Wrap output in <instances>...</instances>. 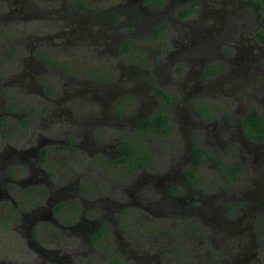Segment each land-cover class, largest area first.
Segmentation results:
<instances>
[{"label": "flooded vegetation", "instance_id": "af4514ba", "mask_svg": "<svg viewBox=\"0 0 264 264\" xmlns=\"http://www.w3.org/2000/svg\"><path fill=\"white\" fill-rule=\"evenodd\" d=\"M55 1L50 0V2L44 5L47 8L43 10L35 8V13L29 14L30 16L28 17H23L24 20H41L54 14L58 16L59 12L62 13L63 11L65 13L74 12L77 15L83 14L85 15L84 18L76 17V19H73L70 17L69 21H74L75 24L72 25L71 22L69 24L64 23V27L68 28L64 29L61 35L68 34L72 36V39L82 40V42L88 41V38H90V43H93L103 33L111 35L112 30H125L126 34L124 32L123 34H115L117 36L115 43L117 50L116 48L114 49V54L120 53L122 50H129L130 41L126 38L133 37L141 28L143 23L140 20V16L143 14V11L155 10V13H157L161 11V5L164 4V0H145L146 3L139 1L137 8L141 11L138 13L136 9H133L134 5L130 0H121L119 4L108 6L107 9L99 11H95L88 0H62L58 7L52 5V2ZM236 1L238 4L236 2L231 4V10L228 13L224 10L223 6L229 4L230 1H223L220 5H216V2L215 4L214 2H210L213 4V7L216 6L219 9L221 15L210 18L211 25L206 30H203L200 33L201 35H197L196 38L191 35L190 41L186 46L182 45L181 49L177 50L182 42L188 39V35L184 33V26L181 24L182 36L177 35L175 38L172 37L170 39L173 51L169 53L167 59L171 60L173 57L180 58L179 54L181 51H184V54L187 55L189 53L190 56L208 52L214 42H219L220 38L226 40L235 38L234 44H237L243 40H247L249 34H251L258 42L264 44V33L262 30V26H264V0ZM176 2L180 4L188 2L187 7L178 11L177 18L179 19L188 16L191 12L190 9L201 5L204 0H176ZM80 3L83 4V7H80ZM27 4V0H0V8L2 6L7 7V14L9 16L5 17L6 20L14 13L28 9ZM245 7H249L254 12L253 22L247 21L246 17H243V20L248 23L249 28L245 22L239 23V18L242 19L244 15L242 11L237 12V10ZM112 9L114 11H111ZM163 14L164 11H161L159 13L160 17L157 20H165L167 26L153 30L151 40H157L158 35L162 31H166L169 25H175L176 23L175 19L168 21L166 19L167 16L164 17ZM225 14H228L227 18L224 17ZM11 19L14 18L11 17ZM63 19L65 21L68 20L66 17H63ZM120 19L122 20L120 21ZM206 19L200 22L204 23ZM257 22L259 25H257L256 29L251 28L252 24ZM129 23L131 26L128 25ZM47 25L49 24L45 26ZM114 26L116 27L114 28ZM84 29H86V33L83 34L81 31ZM238 30H240V33L236 37ZM33 33V31H30L25 36L26 42L19 44L21 47L25 45L29 53H33L34 47L37 50V47L40 45V43L38 44L37 36L33 35ZM12 35L10 31H0L1 41L13 43ZM58 36L60 35L57 31L51 34V37ZM110 37L107 39H110ZM110 42H113L112 37ZM14 44L17 43L15 42ZM29 44H33L34 46L31 47ZM36 50L32 56L34 57L32 62L24 58V63L28 65L26 70L19 73H11L6 79L4 77L0 78V97L4 100L3 104H0V138L6 141L0 149V214L2 213L0 225L4 228L17 231L25 238L27 247L25 249V256L20 257V262L6 255L8 257L0 258V264H47V262H54L56 264H84L82 259L79 262L77 258L75 259V255L67 251L70 248L68 243H70V240L75 239V236L78 237V241L82 247L86 246L92 252L91 255L96 254L100 249V245L114 244L113 247L116 246V249L123 254L122 259L124 260V264H169L168 260L162 261L159 258V250L156 253H150L154 248V242L149 243L147 236L139 233L131 226L129 218L135 208L142 212L144 217L149 219L176 214L183 216L188 230L187 234H190L197 240L199 254L205 257V263L207 264H264V220L257 224L253 222L250 226H245L247 228L236 226V222H239V219L248 217L255 210H258L260 213L262 212L264 216V191L260 197L249 195V198L244 196L242 197L244 201H240L238 197H235L237 194L233 192L239 186L237 181L239 170L236 168L237 166H231L225 168L224 173L222 172L223 175L218 170L222 182H227V184L220 185L217 192H213L214 194L205 196L210 189L205 178L197 174V172L207 161L208 151L206 145L209 144L211 135H209L210 133L207 129L208 124L202 122L204 120L211 121L210 116L201 115L200 112L197 113L193 109L199 123L197 124V130L199 131H195L191 127L183 129L181 126L176 127L173 124L174 112L164 111L169 116L168 134L155 131V129L146 131L144 124L152 116L156 115L163 105L167 106L172 99L174 100L173 96L165 88L153 86L151 87L153 92L146 96V98H143V101H139L146 111L143 110L136 115L127 116L128 114H123L126 110H123L122 107V100H126V97H115L118 95L116 91L121 89L120 84L115 83L118 84V87L114 84L103 86L100 90L103 94L97 95L99 98L107 99V103L110 106H105L106 109L108 107L113 108L114 113L112 115H109L108 110H106L105 113L100 112L102 114L97 115V120H95L88 117L92 116V113L83 107L78 108L75 117L72 115L65 117L59 109L41 108L42 117L39 119L36 113L30 114L29 109L16 110L15 106L6 104L5 97L16 90L14 88L15 80L20 83L19 85L30 83L29 90L33 87L39 88L37 92L46 102L50 100L48 94L52 91V88L50 85L43 84L44 79H46L45 76L47 79H50L57 75L56 73L58 72L56 70L59 69L61 70L60 75L65 78V81L61 84L62 92H64L63 99L67 97L74 98L76 94H83L84 92L89 94L93 90L90 88L74 89L72 87L74 81L71 71L67 72L64 67L65 65L61 64L56 67L54 61L47 60L45 56L49 52L41 53V55ZM10 52L14 55L10 62L15 60V57L21 58V56L16 55L20 52L19 48H15L12 44H5L4 46L0 44V69L2 65H5L1 54L6 56ZM36 61L40 64H37ZM29 62H31L32 66L36 65V68L33 69L29 65ZM43 64L48 66V68L43 67ZM37 68H42V71H38ZM256 71H258V68ZM39 73L41 76H37ZM124 74L130 80H133L137 76L131 70L124 72ZM190 75L189 80H195L194 75ZM98 76L92 77V81L97 84H105L110 79L105 73ZM27 78L30 82L25 83L23 80ZM163 78H160L159 74H157L155 79L157 84L160 81L168 84L170 78L169 72L164 71ZM186 81L184 80L182 83L183 89L185 88ZM36 82L40 83L39 86H36ZM5 86L8 90H4ZM142 90L143 87L140 85L136 90L138 92L133 91L139 95L143 92ZM158 90H162L164 93L161 94ZM193 92L195 90L192 86L186 92V98ZM53 97L51 98L55 104H58L59 99L56 100ZM252 108L254 107H249L238 115L236 127L238 133L243 137L242 147L248 150L247 143L251 142L254 144L252 146L254 149H251L253 153H256L259 145L264 144V138H252L240 124L241 119ZM199 109L201 113L205 111L203 107ZM256 111L264 121L263 115L257 109ZM227 116L226 114L220 116L225 123L223 128H218L216 126L217 122L213 124L215 128L214 135L217 140L221 139V141H224L222 138L231 127V124L226 121ZM17 117L20 118L18 123L23 124L19 126L20 130H5L4 128L8 120ZM66 118L71 119L64 125L63 120ZM181 118L185 119L184 116ZM106 121H108V126L118 129L119 133L117 131L113 134L105 131L96 133L95 127L101 123H106ZM36 123L38 126H34L31 129V124ZM69 124L77 126L78 130L74 127L66 128ZM25 125H28L31 132L29 138L23 137L26 130H28L27 128L24 129ZM126 125L130 128L124 129ZM174 128H176L179 135L181 132L184 138H188L190 133L203 135L198 137L196 142L194 139L188 141L182 152V160L170 161L174 162V169L171 168L172 166L168 168L167 165H163L161 171L158 169L161 175V184L159 186L157 183L154 185L152 179H142L141 177L143 176L138 179V175L135 178L136 180L127 187H124L122 183L116 184L110 179L107 180L105 178V183L109 181L108 187H111V194L117 198L112 197L111 202L108 196H103V194L97 195L94 174L96 170H101V173H104L103 176L106 173L108 174V170L112 169L111 167L113 166H121L128 173H133L134 171L140 173L144 171L148 160L151 159L152 145L156 144L158 146V141L168 137L174 131ZM147 133L157 136L151 140L152 144L147 140H143ZM232 134L233 132L230 130L229 135H227L228 140L232 137ZM11 138L18 139L17 142L20 148L17 149L9 144V139ZM122 141L133 146L141 142L147 144L148 158L146 163L140 166L133 165L132 167H128V163L123 161L127 158L120 149ZM224 143L221 145L223 151L225 150L223 148ZM197 146L201 148L200 153L203 160L194 167L192 152ZM80 149L86 152L87 159L81 155L84 152ZM228 151L233 154L231 148ZM135 153V151L131 152L133 160H136L135 156L137 155ZM163 157L164 155H160L158 159L160 164H162L161 159ZM262 158V154L261 157L258 156V160H262ZM218 163L215 162L214 164L218 165ZM212 164L210 165L211 167ZM190 169L193 171L188 174ZM252 172L250 185L253 186V189L257 187V189L261 188L264 190V168L263 170H256L255 168ZM163 181L165 182L163 183ZM149 184L156 187L160 192L159 197L155 200L147 197L142 198L139 193L142 187ZM209 184L212 185V181ZM218 202L223 204L227 202L229 207H223L225 208V213L235 208L232 211V218L224 216L221 217L222 222L218 221L220 217L219 211L214 206V203ZM245 207H247L246 210L243 209ZM196 220L201 222L202 225H196ZM197 228H200L198 236L196 235ZM248 228L252 230V237L249 243L239 246L237 253H231L229 247L231 246L230 240L232 236L240 235ZM156 233L158 234L157 231ZM161 233L166 235L165 231ZM139 237H143L147 241H139ZM155 240H157V237ZM166 242H169V240ZM143 244H146L148 247L142 246ZM162 244H165V241L162 240ZM219 249L222 250L221 253L226 254V257L224 260H213V257L216 255L215 252ZM102 251L105 264H119V259L114 255L113 248L108 246L107 248H103ZM83 255L84 252L81 257ZM197 258L192 257V263ZM179 259L180 256H178L177 262H179Z\"/></svg>", "mask_w": 264, "mask_h": 264}, {"label": "rangeland", "instance_id": "374dc122", "mask_svg": "<svg viewBox=\"0 0 264 264\" xmlns=\"http://www.w3.org/2000/svg\"><path fill=\"white\" fill-rule=\"evenodd\" d=\"M61 1L62 0H56L55 2H52V5L58 7L60 6ZM88 1L91 3V7L94 8L95 11H99L107 9L108 6H115L116 4H119L121 0ZM130 1L133 2V9H136L138 13L141 11L137 8L139 1L146 3L145 0ZM223 1H230L229 4L223 6L227 13L231 10V4L235 2L238 4L236 0H204L201 5L192 7L188 16L178 19V11L187 7L188 2L180 4L177 3L176 0H164V4L161 5L160 10L164 11L163 15L164 17L167 16L166 19L168 21L175 19V25H169L166 31H162V33L158 35L157 40H151L152 31L160 27H166L167 23L165 20H157V18L160 17L159 13L161 11H158L157 13H155V10L143 11V14L140 16V20L143 23L141 28L133 37L126 36L128 37L126 39L130 41L129 44L131 47L129 46L128 51L122 50L117 54H114L117 38L115 34H123V32L126 34L125 30H112L111 35L103 33L100 37L96 38L93 43H90V38H88V41L82 42V40L72 39V36L68 34L61 35V32L68 28L66 26L64 27V23L69 24L71 22L69 21L70 17L73 19H76V17L84 18L85 15L83 14L77 15L74 12L65 13L63 11L62 13L59 12L58 16L54 14L41 20H24L23 17H28L30 16L29 14L35 13V8L43 10L44 8H47L44 5L50 2V0H27L28 9L21 10L19 13H14L10 15L8 20H6L5 17L9 16L7 14V7L5 8L2 6L0 8V31H10V33L14 35H12L14 41L13 43H7L6 41H1L0 37V44L3 46L5 44H12L15 48H19L20 52L16 55L21 56V58L18 59L15 57V60L10 62L14 57L13 53H7L6 56L1 54V58L4 59L5 65L1 66L0 78L4 77L6 79L11 73H19L26 70V67L28 68L27 63H24V58L32 62V59L34 58L32 56L35 54L34 52L36 49L34 47V52L29 53L25 45L21 47L19 44H24L26 42L25 36H27L30 31H33V35H36L38 38V44L40 43L36 51L40 54L49 52L47 56H43L49 61H54L56 67L61 64L65 65L64 67L66 71L69 72L70 70L73 74L72 78L74 83L72 84V87H74V89L90 88L93 90V92L89 94L84 92L83 94H76L74 98L67 97L63 99L64 92H62L61 84L65 81V78L60 75L61 70L59 69L56 70L58 72L56 73L57 75L50 79H47L45 76L46 79H44L43 84L50 85L52 88V91L48 94V97L50 98L49 101L46 102L45 99L40 96L37 92L39 88L33 87L29 90L30 83L27 82H30V80L27 78L23 80L27 84L19 85L20 83L18 81H14V88H16V90L5 97L6 104L15 106L16 110L29 109L30 114L33 112L36 113V116L39 117V119L42 117L41 108L59 109L60 112H63L65 117H68V115L75 117L78 108L83 107L92 113V116L88 117L97 120V115L105 113L106 110H108L109 115L114 113L113 108L110 107V109L108 107V109H106L105 105L110 106L109 103H107L106 98L97 97L98 94H103V92L100 91L103 86L114 84L118 87V84L115 83L120 84L121 89L116 91V94L118 95L115 97H126V100H122V107L123 110H126L123 114H128L127 116H133L138 112L145 110L139 101H143V98H146V96L153 92L151 87H163L170 92L174 100L172 99L167 106L163 105L160 111L174 112L173 124H175L176 127L181 126L182 129L185 127H191L192 130L196 131L197 124L199 123L194 110H196L197 113L200 112L201 115L210 116L211 121L204 120L202 122L208 124L207 129L209 130V135H211L209 144L206 145L208 151L207 161L197 172V174L203 176L208 183L207 185L209 186L210 191L206 193L205 196L207 197L214 194L213 192H217L220 185L227 184V182H222L218 170L223 175L226 167L237 166L236 168L239 170L237 178L239 186L236 188L237 190L232 189L233 192L238 195L235 197H238L240 201H244L242 198L244 196H247V198L250 197L249 195L260 197L264 190L261 188L257 189V187L253 189V186L250 185V178L252 177V171L255 168L256 170H263L264 168V144L259 145L256 153H253L252 151V149H254L252 148L254 144L251 142L247 143L248 150L242 147L243 137L237 131L236 120L238 115L249 107L256 108L264 117V44L258 42L251 34H249L247 40H243L237 44H234L235 38H230V40L220 38V41L214 42L208 52H202L190 56L189 53L187 55L184 54V51H181L179 54L180 58L173 57L171 60L167 59L169 53L173 51L170 39L172 37L175 38L177 35L182 36L180 25L182 24L184 26V33L188 35V39H185L177 50L181 49L182 45L186 46L190 41L191 35H193L194 38H196L197 35H201L200 33L211 25L212 22H210V18H215L218 17V15H221L219 9L216 8V6L213 7V4L210 2H214V4L216 2V5H220ZM111 11H114V9ZM239 11H242L244 15L242 16V19L239 18V23L245 22L246 25H248V23L243 20V17H246L247 21H254V12L249 7L237 10V12ZM227 15L228 14H225L224 17ZM87 16L89 17V15ZM11 17L14 19H11ZM63 17H66L68 20L65 21ZM204 19H206L205 22L201 23L200 21ZM121 20L122 19H120V21ZM71 23L72 25L75 24L74 21ZM46 24L49 25L45 26ZM80 25L83 26L82 24ZM128 25H130V23ZM257 25H259L258 22L253 23L251 28L256 29ZM115 27L116 26H114V28ZM262 28L264 33V26H262ZM54 31L59 32L60 36L51 37V34ZM81 32L83 34L86 33V29ZM239 33L240 30H238L236 37H238ZM110 36L113 38V42H110ZM109 37L110 39H107ZM15 42L17 44H14ZM105 44L106 48L104 47ZM29 46L32 47L34 45L29 44ZM31 62H29V65H31ZM36 63L40 64L38 61H36ZM42 66L48 68L45 64ZM31 67L35 69L36 65H31ZM219 67H221V69H219ZM257 68L258 71H256ZM37 70L42 71V68H37ZM129 70L137 74L133 79L135 82L126 78L124 72ZM164 71L169 72L170 75L168 84H164L161 81L157 84V81L155 80L157 74H159L160 78L164 79ZM103 73L110 78L105 84H97L92 81V77L95 78ZM190 74L194 75L193 77L195 80H189L191 76ZM37 76H41V74L39 73ZM184 80L187 81L185 82V88L183 89L182 83ZM35 84L36 86H39L40 83L36 82ZM140 85L143 87V92L139 95L135 94L134 91H136ZM192 86L195 92L186 98V92ZM4 90H8L6 86L4 87ZM52 96H54L53 98L56 100L59 99L58 104H55L54 100L51 98ZM3 102L4 100L0 97V104L2 105ZM201 107L205 109L203 113H201L199 109ZM222 114L228 115L226 121L231 124L228 132L222 138L224 141H221V139H215V128L213 126V124L217 122L216 126L218 128H223L225 123L220 117ZM182 116H184L185 119H182ZM70 119L71 118H66L63 120L64 125H66V122L70 121ZM19 120L20 118L18 117L11 118L8 120L4 129L20 130L19 126L23 124H19ZM34 126H38L37 123L31 124V129H33ZM69 127H74L78 130L75 125L69 124L66 128ZM26 128L28 130H26V136L24 135L23 137L29 138L31 132L28 125L24 126V129ZM129 128L130 127L126 125L124 129ZM94 130L96 133L99 131H105L110 134H113L115 131L119 133L118 129L108 126V121L97 125ZM173 130L174 131L168 137L158 141V146H156V144L152 145L153 151L151 152V159L148 160L144 171H141L140 173L136 171L128 173L123 170L121 166H113L111 167L112 169L108 170L109 173H106L103 176L104 173L102 174L101 170H96L94 174L97 195H106L111 202L112 197L117 198L111 194V187H108L109 181L105 183V178L107 180L110 179L116 184L122 183L124 187H127L136 180L135 178L138 175V179L143 176L141 177L142 179H152L153 184L155 185L157 183L159 186L161 184V175L158 172V169L161 171L163 165H167L168 168L172 166L171 168L174 169V162L170 161L182 160V152L188 141L194 139L196 142L198 137L203 135L190 133L188 138H184L182 137L181 132L180 135L178 134L176 128ZM230 130H232L233 134L228 140L227 135H229ZM156 137L155 134L147 133L143 140H147L152 144L151 140ZM9 141L11 146L16 147L17 149L20 148L17 138H11ZM4 142L6 141L0 138V149L4 145ZM15 142L16 144H14ZM223 142H225L223 145V148L225 149L224 151L221 149ZM230 148L232 149L233 154H231L232 152L229 153L228 150ZM81 151L84 152L81 153V155L87 159L86 152L84 150ZM261 154L263 158L262 160H258V156L261 157ZM160 155H164L161 159L162 164L158 161ZM213 162L219 163L216 165ZM211 164L212 167L210 166ZM210 181H212V185L209 184ZM164 182L165 181H163V183ZM139 193L142 198L147 197L152 200L157 199L160 195L157 188L150 184L142 187V190ZM240 193L242 194L240 195ZM214 206L219 211V222L223 221L221 217L224 216L232 218V211L235 210V208L225 213V208L223 207H229L227 202L225 204L221 202L214 203ZM243 209L246 210L247 207ZM1 215L2 213L0 214V217ZM129 219L131 226L139 233L147 236L149 243L154 242V248L150 253H156L159 250L158 256L162 261L168 260L169 264H207L205 263V257L199 254L197 240L190 234H187L188 230L183 216L176 214L173 216H159L156 219H149L144 217L142 212L135 208ZM263 220L264 216L262 212L260 213L258 210H255L248 217L239 219V222H236V226L247 228L245 226H250L253 222L254 224H257ZM196 222V225H202L201 222L197 220ZM197 229L198 231L196 235L198 236L200 234V228ZM163 231H165L166 235L161 233ZM154 233H156V235L153 236ZM156 237L157 240H155ZM251 237L252 230L249 228L245 229V232L240 235L232 236L230 240L231 246L229 247L230 252L233 254L237 253L239 251L238 247L249 243ZM24 239L25 238H23V236L17 231L6 227L4 228L0 225V258L11 256L12 258H15L17 262H20V257L25 256V249L27 248ZM147 239L139 237L138 240L147 241ZM162 240L165 241V244H162ZM167 240H169V242H166ZM68 244L70 245V248L67 251L75 255V259L77 258L79 262H81L82 259L84 264H105V259L102 256V249L107 248L108 246L113 248L114 255L119 259V264H124V260L122 259L123 254L116 249V246L113 247L114 244L100 245V249L94 255H91L92 252H90L86 246H81L77 236H75V239L70 240V243ZM142 246L148 247L146 244H143ZM83 252L84 255L81 257ZM221 252L222 250H217L213 260H224L226 254ZM212 254H214V252H212ZM178 256H180L179 262H177ZM192 257L198 258L192 263ZM47 264L56 263L47 262Z\"/></svg>", "mask_w": 264, "mask_h": 264}, {"label": "trees", "instance_id": "16d2710c", "mask_svg": "<svg viewBox=\"0 0 264 264\" xmlns=\"http://www.w3.org/2000/svg\"><path fill=\"white\" fill-rule=\"evenodd\" d=\"M80 7H83V4L80 3ZM161 94L164 93L162 90H158ZM242 127H244L247 130V133L252 136V138L256 139H263L264 138V121L263 119L258 115L256 109L252 108L249 112L245 114V116L241 119ZM146 128V131H151L155 129V131H159L165 134H168L169 132V116L164 111H159L156 115L152 116L150 120H148L144 124V129ZM120 149L122 150V153L127 158L126 160H123L124 162L128 163V167L134 166H140L144 163H146V160L148 158V145L144 142L139 143L138 145H131L127 144L126 142L122 141L120 144ZM201 148L195 147V149L192 152V163L194 167L198 165L202 160V154L200 153ZM136 152L135 154L137 156L136 160H133L131 152ZM193 170L190 169L188 174L191 173Z\"/></svg>", "mask_w": 264, "mask_h": 264}]
</instances>
